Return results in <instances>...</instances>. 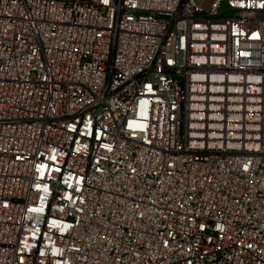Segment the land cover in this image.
Wrapping results in <instances>:
<instances>
[{"label":"built area","instance_id":"built-area-1","mask_svg":"<svg viewBox=\"0 0 264 264\" xmlns=\"http://www.w3.org/2000/svg\"><path fill=\"white\" fill-rule=\"evenodd\" d=\"M0 264H264V0H0Z\"/></svg>","mask_w":264,"mask_h":264}]
</instances>
